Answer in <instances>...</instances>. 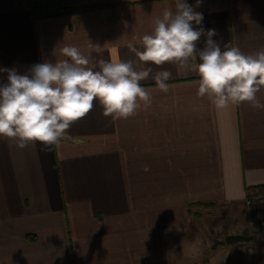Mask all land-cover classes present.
<instances>
[{
  "label": "crops",
  "instance_id": "0c3cea01",
  "mask_svg": "<svg viewBox=\"0 0 264 264\" xmlns=\"http://www.w3.org/2000/svg\"><path fill=\"white\" fill-rule=\"evenodd\" d=\"M187 3L203 14L205 30L218 33L222 50L226 43L245 54L264 48V0ZM112 4L127 7L34 20L21 0H0V68L24 74L67 59L66 45L94 60H136L128 42L151 34L165 8L175 11V0H85ZM152 67L141 82L151 103L128 119L113 121L95 102L58 146L20 149L0 138V264H197L207 205L227 207L235 219L220 240L264 230V201L248 204L264 193V108L217 109L197 95L195 72L177 75L171 64L163 66L173 73L164 93L152 79L161 69ZM6 77L0 72V83ZM257 100L264 105V88ZM210 258L264 264V242L221 245Z\"/></svg>",
  "mask_w": 264,
  "mask_h": 264
},
{
  "label": "clouds",
  "instance_id": "9594fccd",
  "mask_svg": "<svg viewBox=\"0 0 264 264\" xmlns=\"http://www.w3.org/2000/svg\"><path fill=\"white\" fill-rule=\"evenodd\" d=\"M201 0H196L199 7ZM203 14L187 0H175V11L165 8L153 21V31L133 37L127 48L136 60L103 58L94 60L76 46L60 49L67 59L34 64L24 74L15 68L0 83V138L15 141L20 149L39 143L41 151L58 146L73 123L87 116L98 102L104 116L113 121L136 115L141 104L151 103V93L141 82L152 77L158 89L167 93L176 67L177 75L195 72L199 76L197 95L207 96L217 109L241 103L264 108L257 93L264 88V48L245 54L238 47L213 39L218 33L202 27ZM200 26V27H194ZM201 36L204 47L197 48ZM133 41H136L134 43ZM138 44V46H137ZM92 51L104 48L91 44ZM198 62L194 63L193 60Z\"/></svg>",
  "mask_w": 264,
  "mask_h": 264
},
{
  "label": "trees",
  "instance_id": "16d2710c",
  "mask_svg": "<svg viewBox=\"0 0 264 264\" xmlns=\"http://www.w3.org/2000/svg\"><path fill=\"white\" fill-rule=\"evenodd\" d=\"M21 2L28 6L34 20L91 13L102 10H108L115 14L127 7L124 4L88 7L85 5V0H21ZM204 207L209 208L211 206L207 205ZM209 259V255L205 256L202 264H207Z\"/></svg>",
  "mask_w": 264,
  "mask_h": 264
},
{
  "label": "rangeland",
  "instance_id": "374dc122",
  "mask_svg": "<svg viewBox=\"0 0 264 264\" xmlns=\"http://www.w3.org/2000/svg\"><path fill=\"white\" fill-rule=\"evenodd\" d=\"M204 209H205V211H203L204 221H201L200 227L197 228L200 231V234H201L200 236L204 238L201 237L198 239L197 248L201 247L202 245L201 250L203 249L205 251V256L209 255L211 257L213 253L216 251V250H213L212 248L214 245V241L220 240L218 238L219 232L223 231L224 228L226 229L228 225L230 224V222H234L235 219L231 217L230 209L227 207L219 206V207H209V208H204ZM237 213L238 215L240 214L239 211H237ZM222 237H221V240H224V238ZM210 259L207 262V264L211 262ZM202 261H199L197 264H202Z\"/></svg>",
  "mask_w": 264,
  "mask_h": 264
},
{
  "label": "water",
  "instance_id": "95a60500",
  "mask_svg": "<svg viewBox=\"0 0 264 264\" xmlns=\"http://www.w3.org/2000/svg\"><path fill=\"white\" fill-rule=\"evenodd\" d=\"M253 241L264 242V230H255L253 234H227L224 240H215L213 250H216L218 246L225 245L231 247L240 243H250Z\"/></svg>",
  "mask_w": 264,
  "mask_h": 264
},
{
  "label": "built area",
  "instance_id": "2783aa9c",
  "mask_svg": "<svg viewBox=\"0 0 264 264\" xmlns=\"http://www.w3.org/2000/svg\"><path fill=\"white\" fill-rule=\"evenodd\" d=\"M255 201H264V193L260 197H251L248 200V204L254 203Z\"/></svg>",
  "mask_w": 264,
  "mask_h": 264
}]
</instances>
